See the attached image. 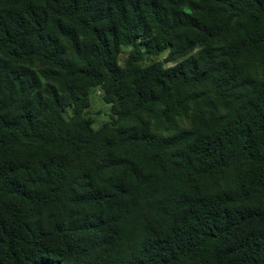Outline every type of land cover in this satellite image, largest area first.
I'll return each instance as SVG.
<instances>
[{"label": "trees", "instance_id": "obj_1", "mask_svg": "<svg viewBox=\"0 0 264 264\" xmlns=\"http://www.w3.org/2000/svg\"><path fill=\"white\" fill-rule=\"evenodd\" d=\"M0 264H264V0H0Z\"/></svg>", "mask_w": 264, "mask_h": 264}, {"label": "rangeland", "instance_id": "obj_2", "mask_svg": "<svg viewBox=\"0 0 264 264\" xmlns=\"http://www.w3.org/2000/svg\"><path fill=\"white\" fill-rule=\"evenodd\" d=\"M129 48H126L124 52L120 55V61L123 62V59L127 55ZM167 57V52L151 55L145 60V63L151 61L164 60ZM173 62H167V65H172ZM90 97V106L87 108V114L93 120V126L95 128L100 127L105 122H108L112 118L111 104L106 102L103 99V89L100 85L94 86L89 92Z\"/></svg>", "mask_w": 264, "mask_h": 264}]
</instances>
